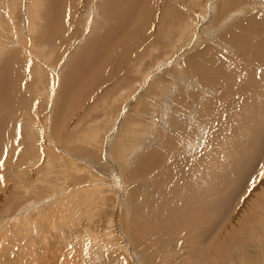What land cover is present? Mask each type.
Returning <instances> with one entry per match:
<instances>
[{
  "label": "rangeland",
  "instance_id": "rangeland-1",
  "mask_svg": "<svg viewBox=\"0 0 264 264\" xmlns=\"http://www.w3.org/2000/svg\"><path fill=\"white\" fill-rule=\"evenodd\" d=\"M145 2L135 26L129 23L139 35L132 41L138 47L121 51L122 57L101 56L107 68L92 75L90 58L84 57L88 43H97L96 36L111 27L104 16L107 0H73L74 10L70 4L60 15L52 0H0V137L9 139L0 146V264H23L31 255L36 264H264V141L259 134L252 146L239 134L249 112L241 113L239 130L230 135L229 124L238 123L231 116L235 94L223 98L228 85L253 87L259 95L264 84V30L259 31L264 0ZM168 9L175 14L172 20L163 15ZM146 11L151 22L140 16ZM56 21L63 23L55 30ZM255 22L250 37L241 33ZM180 23L187 27L182 36ZM255 48L262 50L252 52ZM13 53L21 65L11 72L5 65ZM197 54L202 57L191 60ZM217 56L220 63L230 60L235 72H223ZM222 73L234 76L222 85ZM165 99L169 113L163 112ZM255 102L259 123L264 99ZM201 127L207 145L185 151ZM201 151L198 165L184 168V160ZM243 161L252 162L247 173ZM193 167L199 172L188 183ZM218 185L234 190L222 207L211 198Z\"/></svg>",
  "mask_w": 264,
  "mask_h": 264
},
{
  "label": "bare ground",
  "instance_id": "bare-ground-1",
  "mask_svg": "<svg viewBox=\"0 0 264 264\" xmlns=\"http://www.w3.org/2000/svg\"><path fill=\"white\" fill-rule=\"evenodd\" d=\"M37 1V0H36ZM73 2V0H52V9L54 10H52L53 12H58L59 13V15H60V12H61V8L62 7H68L70 4H72V2ZM103 2V1H102ZM101 2V3H102ZM143 2H145V0H107V3H106V9H105V11H104V16H106V18H107V22H109L110 24H111V27H110V24H109V27L110 28H108V30L106 29V31L103 33V34H100V36H96V37H99L98 38V42L97 43H92V42H89L88 43V45L89 46H85L86 47V49L87 48H89V49H87L88 51L85 53V57L84 58H90V61H88V63L89 62H91V64H90V68L91 69H93V71H92V75H94L93 74V72H95V71H99V72H104L105 70H104V68L106 69L107 67L106 66H103L104 64V61L102 62V60L103 59H105V58H103V56L104 57H107L106 59H108L110 56H112V55H115V54H118L119 56L118 57H122L123 56V54H122V52L121 51H125L126 49H129L130 50V48L132 47L133 49H134V46H135V43H132V41H136V39H137V37H139V35H136L137 33H135V31H131V29H130V25H129V23H131L132 25L131 26H135L134 24H135V22H136V20H137V18H139V12H138V10H142V8H140V5H141V3H143ZM92 3H94V2H92ZM146 3V2H145ZM226 3H227V1H226ZM31 4H32V6H31ZM30 4V6L31 7H33V3H31ZM199 4V3H198ZM228 4V3H227ZM34 5H35V3H34ZM40 5V4H39ZM143 5H145V4H143ZM142 5V6H143ZM148 5V4H147ZM211 5V3L209 4V6ZM71 6V5H70ZM199 6V5H198ZM212 6V5H211ZM35 7V6H34ZM72 9H73V4H72ZM146 7V6H145ZM202 7V6H201ZM206 7V6H205ZM214 7V5L212 6V8ZM140 8V9H139ZM148 8V7H147ZM208 8V7H207ZM207 8H206V10H207ZM167 9V8H166ZM202 9V8H201ZM32 10H35V8H33ZM60 10V11H59ZM74 10V9H73ZM169 10V9H168ZM176 10V9H175ZM68 11V10H67ZM66 11V12H67ZM148 11V10H147ZM147 11H146V13L145 14H142V15H140V16H142L143 17V19H144V21L145 20H147V21H149V22H151L152 21V18H151V15L150 14H148L147 13ZM262 11V10H261ZM31 12H33V11H31ZM63 13H64V11H62ZM76 12V11H75ZM142 12V11H141ZM212 12V11H211ZM239 12V11H238ZM62 13V14H63ZM70 14H71V17H72V13H73V11L72 12H69ZM106 13H107V15H106ZM247 13V12H246ZM67 15H68V13H66ZM82 14V13H81ZM208 14V13H207ZM229 14V13H228ZM233 14V13H232ZM237 14V13H236ZM35 15V14H34ZM54 15V14H53ZM59 15H58V17H59ZM163 15H165V16H167V15H169V18H170V20H172L173 18H174V13H172L171 12V10H169V12L168 11H165V13L163 14ZM229 15H231V14H229ZM234 15V14H233ZM233 15L231 16V17H233ZM32 16V15H31ZM37 16V15H36ZM171 16V17H170ZM190 16V15H189ZM183 17V16H182ZM225 17H227V14H226V16ZM230 17V16H229ZM228 17V18H229ZM243 18V17H242ZM53 19V18H52ZM56 19V18H55ZM59 19V18H58ZM62 19V18H61ZM73 19H75V14L73 15ZM183 19V18H182ZM187 19V18H186ZM232 19V18H231ZM57 20V19H56ZM32 21V20H31ZM140 21H142V20H140ZM144 21H142V22H144ZM163 21V20H162ZM225 21V20H224ZM58 22H60V21H56V22H53V24H52V26H54V29L56 30V28L58 29V27H55V25H57L58 26ZM61 23V22H60ZM63 23V22H62ZM61 23V24H62ZM100 23V22H99ZM159 23V22H158ZM162 23V22H161ZM238 23H240L241 24V22L239 21ZM243 24H244V22H242ZM140 24H142L141 22H140ZM147 25L148 23H145L144 22V24L143 25ZM163 24V23H162ZM161 24V25H162ZM176 24V23H175ZM237 24V23H236ZM95 25V24H94ZM143 25H140V26H143ZM164 25V24H163ZM191 25V24H190ZM99 26H100V24H99ZM137 27H138V24L136 25ZM139 26V27H140ZM166 26V25H165ZM176 26H178L177 27V33L180 35V36H182V32H185V30H186V28H185V25L184 24H179V25H176ZM236 26V25H235ZM239 26V25H238ZM253 26L254 27H251L250 29L248 28V27H246L245 29H241V33L244 35H250L251 34V32H252V29L254 30V28H255V26H257V23L255 22L254 24H253ZM262 26V25H261ZM61 27V26H60ZM102 27V26H101ZM108 27V26H107ZM50 28V27H49ZM51 28H53V27H51ZM94 28V27H93ZM100 28V27H99ZM239 29L241 28V27H238ZM133 29V28H132ZM141 29V28H140ZM165 29H167V27L165 28ZM174 29V28H173ZM33 30V29H32ZM84 30V29H83ZM82 30V31H83ZM86 30V29H85ZM136 30H137V28H136ZM139 30V29H138ZM137 30V31H138ZM184 30V31H183ZM232 30H234L233 28H232ZM264 30V22H263V27H262V29L261 30H259V31H263ZM131 31V32H130ZM140 31V30H139ZM138 31V32H139ZM165 31V30H164ZM171 31H173V30H171ZM259 31H257V32H259ZM257 32H255V33H257ZM130 35H129V34ZM162 33H163V30H162ZM221 33V32H220ZM231 33V32H230ZM260 33V32H259ZM263 33H264V31H263ZM59 34V33H58ZM141 34V33H140ZM146 34V33H145ZM166 34H167V32H166ZM232 34V33H231ZM141 35H143V34H141ZM188 35V34H187ZM225 35V34H224ZM60 35H58V37H59ZM161 36H162V34H161ZM168 36H170V34H168ZM168 36H166V37H168ZM178 36V35H177ZM220 36V35H219ZM232 36V35H231ZM251 36V35H250ZM249 36V37H250ZM142 37V36H141ZM143 37H146V36H144L143 35ZM164 38H165V36H163ZM228 37V36H227ZM235 37H236V39H238L237 38V36H236V34H235ZM253 37V36H252ZM94 38V37H93ZM224 38V37H223ZM234 38V37H233ZM55 39V38H54ZM146 39V38H145ZM45 40V39H44ZM96 40H97V38H96ZM96 40L94 41V42H96ZM119 40L121 41V44L123 45V50L121 49L122 47V45L120 44V42H119ZM151 40V39H150ZM149 40V41H150ZM171 40V39H170ZM247 40V39H246ZM255 40V39H254ZM258 40V39H257ZM91 41V40H90ZM92 41H93V39H92ZM143 41V40H142ZM227 41V40H226ZM228 41H229V39H228ZM239 41H240V39H239ZM239 41H235L236 43H238ZM242 41V40H241ZM249 41H250V39H249ZM124 42H127V43H124ZM130 42V43H129ZM137 42H138V39H137ZM157 42V41H156ZM190 42V41H189ZM255 42V41H254ZM264 42V41H263ZM76 43V42H75ZM155 43V42H154ZM169 43H171V41H169ZM228 43V42H227ZM231 43V42H230ZM242 43H243V41H242ZM241 43V44H242ZM246 43V42H245ZM235 44V43H234ZM239 44H240V42H239ZM241 44L238 46V44H235L237 47H243V46H241ZM264 44V43H263ZM78 46H79V44H77ZM120 45V46H119ZM214 45V44H213ZM228 45H229V43H228ZM235 45H231L232 47L233 46H235ZM244 45V44H243ZM249 45V44H248ZM76 46V45H75ZM137 47H138V43H137V45H136ZM135 46V47H136ZM167 46H169V45H167ZM245 46V45H244ZM252 46V45H251ZM258 46V45H257ZM94 47H97V48H94ZM119 47H121V48H119ZM211 47V46H210ZM247 47V45L244 47V48H246ZM262 47V46H261ZM76 48V47H75ZM131 48V49H132ZM121 49V50H120ZM210 49V48H209ZM239 49V48H238ZM249 49V48H248ZM252 49H254L253 47L251 48V50ZM257 49H259V48H255V50L254 51H252V52H258V50ZM99 50V51H98ZM208 49H205V51H207ZM210 50H212V49H210ZM246 50V49H245ZM244 50V51H245ZM259 50H262V49H259ZM79 51V50H78ZM209 51V50H208ZM213 51V50H212ZM222 51V50H221ZM239 51H241V50H239ZM97 52H99V53H97ZM129 52V51H128ZM132 52H133V50L130 52V53H128V54H126L127 56H131V54H132ZM184 52V51H183ZM226 52V51H225ZM243 51H241V53H242ZM97 53V54H96ZM197 53V52H196ZM199 53V52H198ZM211 53V52H210ZM209 52H208V55H210V57H211V54H210ZM214 53V52H213ZM221 53V52H220ZM222 53H223V51H222ZM248 53V52H247ZM250 53V52H249ZM75 54V53H74ZM77 54V53H76ZM194 54V53H193ZM256 54V53H255ZM258 55H259V53H257ZM15 55H17V54H15ZM14 55V53L12 54V57H11V60H8L7 62H6V65H5V69H7V70H9V71H11V67L12 66H15L16 64H18L19 66L21 65L20 63H19V61H21V60H17L16 58H17V56H15ZM81 55V54H80ZM83 55V54H82ZM107 55V56H106ZM202 55H206V53L205 52H203L202 53ZM213 55V54H212ZM221 55L222 54H220V57H221ZM225 55H227L226 53H225ZM236 55V54H235ZM242 55V54H241ZM251 55V54H250ZM257 55V56H258ZM19 57H20V55H18ZM77 56V55H76ZM101 56H102V58H101ZM219 56V55H218ZM218 56H217V59H218ZM223 56V55H222ZM232 56V55H231ZM253 56H254V54H253ZM262 55H261V53H260V57H261ZM113 57V56H112ZM112 57H111V59H112ZM200 57H202L200 54H197V55H195L193 58L194 59H191V60H198V59H200ZM228 56H226V58H227ZM237 57V56H236ZM259 57V58H260ZM75 58V57H74ZM124 58L125 59H127V57L124 55ZM206 58H208V57H206ZM222 58V57H221ZM20 59V58H19ZM22 59V58H21ZM24 59V58H23ZM69 59V58H68ZM186 59V58H185ZM203 59V58H202ZM230 59V58H229ZM243 59H245V58H243ZM255 59V58H254ZM264 59V58H263ZM262 59V60H263ZM18 62H17V61ZM88 60V59H87ZM114 60V59H113ZM113 60H112V62H113ZM203 60H205V59H203ZM213 60V59H212ZM233 60V59H232ZM231 60V61H232ZM253 60V59H252ZM258 60V59H257ZM222 61H225L224 63H220L219 62V59H218V63H216V65L218 64V65H220V64H224V66L223 67H221L222 68V71L223 72H225V71H229L230 69V72H233L234 71V69H232L231 67V65L230 64H232V62H230V60L228 61V59H227V61L228 62H226V59L225 60H222ZM221 61V62H222ZM234 61V60H233ZM167 61H164V60H162L161 61V63L160 64H165ZM184 62V61H183ZM185 62H187L186 60H185ZM205 63H206V61H204ZM213 62V61H212ZM239 62V61H238ZM259 62H260V60H259ZM86 63V62H85ZM124 62L121 60L119 63H118V65H120V66H118L117 67V69H115V70H120L121 69V67H122V64H123ZM189 63V62H188ZM191 64V63H190ZM200 64H202V62L201 63H198V64H196V65H198V67H200L201 65ZM214 64V63H213ZM236 64V63H235ZM239 64V63H238ZM253 64H256V61H255V63H253ZM159 65V63L157 64V66ZM203 65V64H202ZM260 65V64H259ZM258 65V66H259ZM221 66V65H220ZM236 66V65H235ZM246 66V65H245ZM251 66V65H250ZM16 68H17V66H15ZM104 67V68H103ZM211 67H212V65H211ZM219 67V66H218ZM114 66H111L110 67V69H112V70H114ZM119 68V69H118ZM177 68V67H176ZM203 68V67H202ZM206 68V67H205ZM214 68H215V66H214ZM258 68V67H257ZM53 69V68H52ZM110 69H109V71L108 72H110ZM191 69V68H190ZM199 69V68H198ZM209 69H210V67H209ZM239 69V68H238ZM241 69V68H240ZM254 69H256V68H254ZM254 69H253V71H254ZM55 70V69H54ZM206 70V69H205ZM248 70V69H247ZM57 71V70H56ZM136 71H138V70H136ZM214 71V70H213ZM249 71V70H248ZM247 71V72H248ZM250 71H252V69L250 70ZM252 71V72H253ZM260 71V70H259ZM6 72V71H5ZM11 72H14V70L13 71H11ZM148 72V71H147ZM211 72H212V70H211ZM215 72V71H214ZM217 73H218V71H216ZM235 72V71H234ZM233 72V73H234ZM246 72V73H247ZM251 72V74H249V76H251L252 77V75H253V77H254V72L252 73ZM236 73L238 74V73H241L240 75L242 76V74L244 75V71L242 70V71H239V70H237L236 71ZM256 73V72H255ZM10 74V73H9ZM211 74V73H210ZM222 74H224V75H221L220 76V84H225V81H224V79L225 78H227V76L228 77H232V76H234V75H232V76H229V74L230 73H222ZM8 75V74H7ZM214 75H216L215 73H214ZM180 76V75H179ZM206 76V75H205ZM258 76H260V74H258L257 73V78H255V79H260ZM144 77V76H143ZM248 77V76H247ZM252 77V78H253ZM261 77V76H260ZM264 76H262V78H263ZM95 78L97 79V77L95 76ZM203 78V77H202ZM242 78V77H241ZM250 78V77H249ZM252 78H250V79H252ZM76 80V79H75ZM104 80V79H103ZM190 80V79H189ZM228 80V79H227ZM249 80V79H248ZM253 80H254V78H253ZM245 81V80H244ZM99 82V81H98ZM255 82H256V80H255ZM263 82V81H262ZM227 83V82H226ZM251 83V82H250ZM228 84V83H227ZM240 84H242L241 82H240ZM254 84V83H253ZM96 85V84H95ZM171 85V84H170ZM237 85H238V83H237ZM250 85V84H249ZM257 85V84H256ZM255 85V86H256ZM262 86L264 85V84H261ZM94 86V85H93ZM208 86V85H207ZM218 86V85H217ZM219 86H221V85H219ZM242 87H243V85H241ZM258 87V91H259V95H257L256 93V91H252L254 88L252 87H250L249 88V86H245L247 89H246V91L244 90L245 88H239L240 90H234L232 87H231V85L229 86L228 85V87L226 86L225 88L226 89H224L225 90V93H224V95L223 94H221V97H222V95H223V98L225 97V96H227V97H232L230 94H231V92H233L235 95V98H234V100H233V102L236 104H234L235 105V111L232 113L231 112V116H234V119H236L237 120V122L238 123H236V122H233V121H231V122H233V123H230L229 125H231V126H233L230 130H228L229 132H231L230 133V135H232L233 133H236L238 130H239V123L240 122H242L241 121V119H240V115H241V113H243V114H246L247 112H249V114H248V117L246 118L247 119V121L245 122L246 124L244 125V129H243V133L241 132V133H239V134H243V135H245L246 137H249L251 140H250V144L252 145V146H254V144H255V142H256V139L255 138H257L258 140H259V138L260 137H257V135H259L260 134V136H262V138H261V140L260 141H264V118L261 120V121H259V123L257 122V119H256V115L259 113V110H258V112L256 113V110H257V105H255V104H257L256 102H255V99L256 98H258L259 99V101L260 100H262V99H264L263 98V95H264V87ZM85 87V86H84ZM174 87V86H173ZM91 88V87H90ZM234 88H235V86H234ZM158 89V88H157ZM83 90V89H82ZM208 90H210V89H208ZM223 90V91H224ZM243 90V92H241ZM206 91V90H205ZM68 93V92H67ZM78 93H80V92H78ZM148 94V93H147ZM11 96V95H10ZM65 96V95H64ZM242 96V97H241ZM41 97V96H40ZM68 97V96H67ZM153 97V96H152ZM151 97V98H152ZM158 97H159V95H158ZM253 97H254V99H253ZM157 98V97H156ZM155 97H154V99H156ZM162 98V97H161ZM201 98V97H200ZM242 98H243V100H242ZM222 99V98H221ZM225 99V98H224ZM223 99V100H224ZM230 99V98H229ZM161 102H165L166 103V106H164V108H163V112H166V113H169L168 111H169V106H167V104H168V101L165 99V100H162ZM261 103V102H260ZM262 105V104H261ZM205 106V105H204ZM214 108V107H213ZM264 108V107H263ZM162 109V108H161ZM232 111V110H231ZM262 111V109H260V112ZM213 112V111H212ZM229 112V111H228ZM55 114V113H54ZM139 114V113H138ZM220 114V113H219ZM164 115V114H163ZM166 115V114H165ZM216 116H218L217 115V113L215 114ZM164 117V116H163ZM213 117V116H212ZM219 117V116H218ZM213 119H215L214 117H213ZM233 119V120H234ZM174 120V119H173ZM216 120V119H215ZM221 120V119H220ZM213 121V120H212ZM212 121H211V123H212ZM217 121V120H216ZM24 122V121H23ZM32 122V121H31ZM209 122V121H208ZM208 122H207V124H208ZM28 123V122H27ZM30 123V122H29ZM216 123V122H215ZM220 123V122H219ZM1 124V123H0ZM34 124V123H33ZM29 125V124H28ZM32 125V124H31ZM172 125V124H171ZM206 125V124H205ZM30 126V125H29ZM213 127H214V125H212ZM212 127V128H213ZM1 128V127H0ZM2 129V128H1ZM0 129V131L2 132V130ZM30 130H31V128H29ZM133 130V129H132ZM202 130H204V128L203 127H201V130H200V132H199V135L197 134V136H196V138H195V140L196 141H192L190 138L187 140L188 141V144L186 145V150L185 151H188V152H191V151H189V150H192V149H198L199 148V146L201 145V143H206V145H207V141H202L203 139H201V138H203L202 136ZM241 130V129H240ZM190 132H187V134H190L192 137H194V135H195V133H193V131L192 130H189ZM27 132V131H26ZM263 133V134H262ZM112 134H114V133H112ZM186 133H185V135H187ZM217 134V133H216ZM219 135H221V134H219ZM223 135H225L224 133H223ZM239 136V135H238ZM241 136V135H240ZM239 136V137H240ZM245 136H243V137H245ZM254 136V137H253ZM5 137H6V135H5ZM5 137H0V146L1 145H3V144H6L5 142L7 141V140H9V139H7V140H5ZM211 137H213V136H211ZM243 137H242V139H243ZM246 137H245V139H246ZM7 138V137H6ZM230 139H232V138H230ZM190 140V141H189ZM248 140V139H247ZM163 141V140H162ZM212 142V141H211ZM218 142H220V141H218ZM35 143V142H34ZM184 143V142H183ZM209 143V142H208ZM246 143V142H245ZM181 145V144H180ZM182 145H184L185 146V144H182ZM219 145V144H218ZM244 145V144H243ZM246 145H247V143H246ZM249 145V144H248ZM247 145V146H248ZM27 146V145H26ZM45 146H46V144H45ZM245 146V145H244ZM27 147H29V145L27 146ZM50 147V146H49ZM121 147V146H120ZM246 147V146H245ZM122 148V147H121ZM228 148V147H227ZM230 148V147H229ZM232 148V147H231ZM247 148H249V147H247ZM250 148H252V147H250ZM123 149V148H122ZM121 149V150H122ZM213 149H215V148H213ZM236 149H239V153H241V152H243V151H240L241 150V148H240V146H236ZM244 149V148H243ZM246 149V148H245ZM138 150V149H137ZM234 150V149H233ZM26 151V150H25ZM30 151V150H29ZM35 151V150H34ZM230 151H231V149H230ZM238 151V150H237ZM236 151V152H237ZM152 152V151H151ZM156 152V151H155ZM236 152H235V156H236ZM245 152V151H244ZM249 152V151H248ZM14 153H16V152H14ZM152 153H154V152H152ZM197 153V152H196ZM128 154V153H127ZM148 154V153H147ZM149 154H150V152H149ZM148 154V155H149ZM156 154H157V152H156ZM229 154V153H228ZM247 154V153H246ZM249 154V153H248ZM11 155V154H10ZM154 155V154H153ZM153 155L151 156V157H153ZM160 155V154H159ZM218 155V154H217ZM220 155V154H219ZM231 155H232V153H231ZM255 155H256V153H255ZM36 156H37V154H36ZM36 156H34L35 158H36ZM187 156V155H186ZM189 156V155H188ZM192 157L191 158H188V159H186V160H184V163H183V165H184V168L186 167V165H187V168H189V167H191V166H197L198 165V160L200 159V158H202V156H203V151H201L200 153H197V154H192L191 155ZM227 156V155H226ZM230 156V155H229ZM227 157V158H231V157ZM234 156V157H235ZM240 155H238L237 154V160L239 159V161L238 162H240V159H241V156L239 157ZM242 156H243V154H242ZM249 156H251V155H249ZM249 156H247L246 155V157H247V160H248V157ZM128 157V156H127ZM155 157V156H154ZM157 157V156H156ZM245 156H244V158H246ZM33 158V157H32ZM124 158V157H123ZM206 158V157H205ZM226 158V157H225ZM264 158V157H263ZM12 159H13V157H12ZM127 159V158H126ZM129 159V158H128ZM233 159V158H232ZM2 160V159H1ZM14 160V159H13ZM148 160H150V159H148ZM233 160H235L236 162H237V160H236V158L235 159H233ZM232 160V161H233ZM30 161V163H33V162H35V161H33V159H32V161H31V159L29 160ZM122 161H124V160H122ZM122 161H119V163L120 162H122ZM182 161V160H181ZM206 161V160H205ZM150 162H152V161H150ZM155 161H153V163H154ZM179 162V161H178ZM217 162V161H216ZM236 162H235V164H236ZM247 162L248 161H243L241 164H240V167L241 168H243V170L245 171V173H247V171H249V170H251L249 167L251 166V163H250V165H247ZM1 163V162H0ZM22 163V162H21ZM140 163V162H139ZM152 163V165L153 166H155V164H153ZM215 163V162H214ZM122 164V163H121ZM125 164V163H124ZM143 164H145V163H142V165ZM177 164V163H176ZM202 164V163H201ZM218 164V163H217ZM32 165H34V164H32ZM141 165V164H140ZM151 165V166H152ZM203 165V164H202ZM211 165V164H210ZM213 165V164H212ZM223 165V164H222ZM122 166V165H121ZM152 166V170L154 169V170H157L158 168H154ZM156 166H157V164H156ZM219 166V165H218ZM236 166H237V164H236ZM26 167V166H25ZM144 167V166H143ZM163 167V166H162ZM165 167V166H164ZM171 167H173V166H171ZM201 167V166H200ZM209 167V166H208ZM211 167V166H210ZM209 167V168H210ZM214 168H215V166H213ZM123 168V167H122ZM151 168V167H150ZM183 168V169H184ZM194 168V167H193ZM207 168V167H206ZM212 168V167H211ZM220 168V167H219ZM239 168V167H238ZM144 169H146L145 167H144ZM143 169V170H144ZM180 169V168H179ZM182 169V170H183ZM199 169V168H198ZM203 169V168H202ZM216 169V168H215ZM229 169V168H228ZM137 170H138V168H137ZM166 170V169H165ZM181 170V171H182ZM186 170V169H185ZM209 170H211V169H209ZM254 170V169H253ZM252 170V171H253ZM122 171V170H121ZM146 171V170H145ZM149 171H151V169L149 170ZM180 171V172H181ZM188 171V170H187ZM148 172V171H147ZM186 172V171H185ZM197 172H199V170H197L196 168H194V170L193 171H190V173H189V175L187 176L188 177V181H186V182H188L189 183V181L191 180V178H190V176H192V175H195V173ZM203 172H204V170H203ZM202 172V173H203ZM213 172V171H212ZM257 172V171H256ZM173 173V172H172ZM216 173V172H215ZM239 173V172H238ZM251 173V172H250ZM152 174V173H151ZM210 174V173H209ZM146 175V174H145ZM180 175V174H179ZM198 175V174H197ZM203 175V174H202ZM240 175V174H239ZM196 176V175H195ZM242 176V175H241ZM246 176V175H245ZM134 177V176H133ZM143 177V176H142ZM197 177V176H196ZM196 177H195V179H196ZM200 178H202L201 176H199ZM198 177V178H199ZM209 177V176H208ZM229 176H227V178H228ZM249 177V176H248ZM186 177L184 176V179H185ZM224 178V177H223ZM226 178V179H227ZM245 178V177H244ZM195 179H194V182H195ZM215 179V178H214ZM232 179V178H231ZM234 179V178H233ZM232 179V180H233ZM197 180V179H196ZM199 180V179H198ZM197 180V181H198ZM204 180H205V178H204ZM209 180V179H208ZM221 180H222V178H221ZM220 180V181H221ZM200 182H199V184L201 183V182H203L201 179L199 180ZM206 181V180H205ZM204 181V182H205ZM210 181V180H209ZM216 181V180H215ZM245 181V180H244ZM249 181V180H248ZM183 182V181H182ZM211 182H212V180H211ZM223 182V181H222ZM237 182V181H236ZM191 183V182H190ZM196 183V182H195ZM194 183V184H195ZM210 183V182H209ZM213 183V182H212ZM216 183H217V181H216ZM258 182H256V184H257ZM193 184V183H192ZM191 184V185H192ZM198 184V183H197ZM205 184V183H204ZM241 184H242V182H241ZM244 184V183H243ZM212 185H214V184H212ZM211 185V186H212ZM253 185V184H252ZM251 185V186H252ZM193 186V185H192ZM191 186V187H192ZM202 186V185H201ZM204 186V185H203ZM214 186H216V185H214ZM230 186V185H229ZM186 187V186H185ZM190 187V186H189ZM195 187V185L193 186V188ZM200 188V187H199ZM202 188V187H201ZM210 188V187H209ZM223 188H225L224 186H221V185H218L217 186V188H216V190H220V196L221 195H223V197H220L219 195H217V192H216V190L215 191H213V193L212 192H210V193H212L211 194V196L209 195L208 196V198L209 197H211V198H214L215 199V201L216 202H218L217 203V205L218 206H224L225 205V202H224V196H226V197H228L229 195H231V194H233L234 193V190H231L230 188H225V189H223ZM234 188H235V186H234ZM6 189V188H5ZM190 189V188H189ZM198 189V188H197ZM30 190V189H29ZM170 190V189H169ZM191 190V189H190ZM199 190V189H198ZM202 190V189H201ZM208 190V189H207ZM211 190V189H210ZM254 191H255V189H253ZM209 191H207V193H208ZM247 192V191H246ZM209 193V194H210ZM240 193V192H239ZM200 194V193H199ZM202 194V193H201ZM251 194V193H250ZM203 195V194H202ZM136 196V195H135ZM167 196V195H166ZM188 195H186V197H187ZM191 196V195H190ZM205 196V195H204ZM225 197V198H226ZM230 197V196H229ZM229 197H228V199H229ZM137 198V197H136ZM193 199V198H192ZM198 199H196V201H197ZM234 200V199H233ZM226 201V200H225ZM195 202V201H194ZM228 202V201H227ZM208 203V202H207ZM185 205H187V204H185ZM203 205V204H202ZM191 207H192V205H191ZM216 207H214V209H215ZM233 208V207H232ZM25 209V208H24ZM206 210H211V209H209V208H205ZM205 209L201 212L200 210H199V212L200 213H204V211H205ZM234 209V208H233ZM187 210H188V208H187ZM213 210V209H212ZM182 211H183V209H182ZM182 213V212H181ZM189 213V212H188ZM193 213V212H192ZM200 213H198L199 215H198V220H200V219H202V215L200 214ZM234 213V212H233ZM183 214V213H182ZM195 214V213H194ZM25 215V214H24ZM175 215V214H174ZM177 215H179L178 213H177ZM176 215V216H177ZM172 216H173V213H172ZM24 217V216H23ZM171 217V216H170ZM175 218V217H174ZM191 218V217H190ZM19 219V218H18ZM173 218H171V220H172ZM170 220V219H169ZM177 221H179V220H177ZM37 225V224H36ZM189 225H193V224H190L189 223ZM3 227V226H2ZM28 228V227H27ZM159 229V228H158ZM209 229V228H208ZM203 230H207V228H204ZM1 235V234H0ZM137 235V234H136ZM162 235V234H161ZM141 238V237H140ZM191 239V238H190ZM1 241H4V236L0 239ZM187 241V240H186ZM191 241H193L192 239H191ZM3 243V242H2ZM5 244V243H4ZM3 245V244H2ZM9 248V247H8ZM40 252V251H39ZM41 253V252H40ZM22 256V255H21ZM20 256V257H21ZM42 256V255H41ZM217 256V255H216ZM30 258V257H29ZM28 259V258H27ZM19 260H21L20 258H19ZM30 260L31 261H29V260H24V261H22V263L23 264H36V263H34L35 261H36V259L35 258H33L32 257V255H31V258H30ZM45 260V259H44ZM20 262V261H19ZM18 262V263H19ZM17 262H15V264H16ZM38 263V262H37Z\"/></svg>",
  "mask_w": 264,
  "mask_h": 264
}]
</instances>
